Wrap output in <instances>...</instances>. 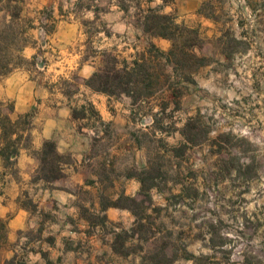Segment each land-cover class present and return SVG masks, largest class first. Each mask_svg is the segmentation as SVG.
<instances>
[{
  "label": "rangeland",
  "instance_id": "1",
  "mask_svg": "<svg viewBox=\"0 0 264 264\" xmlns=\"http://www.w3.org/2000/svg\"><path fill=\"white\" fill-rule=\"evenodd\" d=\"M142 1L80 0L85 28L74 51L81 60L93 58L97 71L101 51L131 61L149 47L147 10L162 13L156 0ZM112 2L134 27L105 39L98 18ZM176 23L198 32L193 53L204 66L188 82L173 76L169 85L139 90L146 99L134 105L125 95L104 94L112 116L104 123L88 95L75 96L77 130L89 141L81 170L90 186L67 184L63 170L50 183L36 180L37 153L30 181L74 197L44 200L38 187L23 184L18 204L32 227L2 243L0 260L15 254L16 264H264V0H203L196 16ZM169 43L166 50L155 46L166 53ZM87 81L72 76L57 86L72 94ZM60 155L63 169L71 158Z\"/></svg>",
  "mask_w": 264,
  "mask_h": 264
},
{
  "label": "crops",
  "instance_id": "2",
  "mask_svg": "<svg viewBox=\"0 0 264 264\" xmlns=\"http://www.w3.org/2000/svg\"><path fill=\"white\" fill-rule=\"evenodd\" d=\"M202 1L172 0L171 3H163L162 0H156V6L160 13L174 12L176 21L186 22L197 15ZM79 2L80 0H24L21 14L25 19L31 20L34 26L27 32L31 43L24 48L22 55L25 59L33 60V63L0 78V101L12 104V118L25 114L31 116V128L26 134L29 136L28 143L22 142L12 164L5 168L0 156V221L5 222L8 243L15 241L18 233L32 227L29 212L18 204L23 184L24 187H38L44 200L50 198L65 204L74 197L71 191L52 189L49 192L41 182L30 181L38 164L36 154L45 141L53 142L59 154H68L71 158V163L64 165L65 178L62 181L67 179V184L76 182L75 184H85V187L90 186L81 170L82 163L86 161L89 141L80 137L82 132L77 130V120L72 117L73 98L82 96L81 92H84L97 111L100 122L112 120L105 108L108 96L81 83L72 94L64 93L57 86L61 80L69 81L72 76H76L78 82L87 81L96 72L93 58L81 60L80 53L74 51L85 28L81 22ZM152 3L150 1L149 4ZM144 5L145 0L141 3L142 7ZM48 21L51 22L50 29L45 28ZM98 21L103 29L98 34H104L105 39L113 34L127 35L134 27L129 21L128 11L117 2L110 3L99 14ZM150 41L162 50H166L170 44L160 37H152ZM105 213L111 219L117 218L118 214L112 208H108Z\"/></svg>",
  "mask_w": 264,
  "mask_h": 264
},
{
  "label": "trees",
  "instance_id": "3",
  "mask_svg": "<svg viewBox=\"0 0 264 264\" xmlns=\"http://www.w3.org/2000/svg\"><path fill=\"white\" fill-rule=\"evenodd\" d=\"M23 2L24 0H0V6L3 4L0 12H4L0 20V78L33 63V60H27L22 55L24 48L31 43L27 32L33 27L31 20L22 17ZM147 11L151 15L145 17L143 32L171 41L169 51L164 53L150 43L142 52L135 53L131 61L120 55L112 56L110 51H101L103 67L94 72L86 82L91 90L108 96L125 95L134 105L137 101L146 99L139 90L165 86L173 76L179 81L188 82L190 76L204 66L205 58L193 53L199 38L195 29L177 24L175 16L155 13L152 8ZM167 68H170L171 74ZM178 84L179 82L172 83L175 86ZM171 90L173 103L177 104V89L172 87ZM12 112L11 103L0 102V156L5 168L18 155L22 142L28 140L26 134L30 130V115H19L14 119ZM72 117L79 118L75 109H72ZM38 155L36 180L50 183L62 177L63 162L53 142L45 141ZM6 242L5 222L0 221V250L2 243ZM15 261L14 254L10 259L0 260V263L16 264Z\"/></svg>",
  "mask_w": 264,
  "mask_h": 264
}]
</instances>
